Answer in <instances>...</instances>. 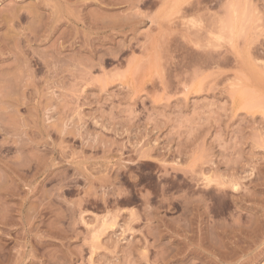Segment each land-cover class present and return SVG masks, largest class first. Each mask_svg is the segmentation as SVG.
<instances>
[{"label": "rangeland", "instance_id": "rangeland-1", "mask_svg": "<svg viewBox=\"0 0 264 264\" xmlns=\"http://www.w3.org/2000/svg\"><path fill=\"white\" fill-rule=\"evenodd\" d=\"M0 264H264V0H0Z\"/></svg>", "mask_w": 264, "mask_h": 264}]
</instances>
